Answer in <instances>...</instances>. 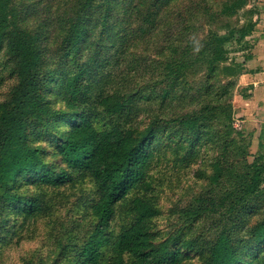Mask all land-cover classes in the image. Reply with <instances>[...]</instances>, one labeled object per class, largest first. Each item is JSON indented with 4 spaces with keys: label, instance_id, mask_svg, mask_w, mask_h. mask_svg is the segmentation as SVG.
<instances>
[{
    "label": "trees",
    "instance_id": "trees-1",
    "mask_svg": "<svg viewBox=\"0 0 264 264\" xmlns=\"http://www.w3.org/2000/svg\"><path fill=\"white\" fill-rule=\"evenodd\" d=\"M174 1L67 0L62 16L55 17L53 0H43L41 5L0 0V53L15 80L8 98L0 102V246L9 243L15 228L22 229L47 210L46 190L75 187L86 179L92 185L79 197L80 220L72 228L63 226L51 255L35 251L23 264H184L198 256L203 264L264 262L261 158L236 175L226 195L207 196L181 211L190 223L223 217L227 222L223 220L213 242L201 246L197 238L185 237L187 225L180 226L183 233L179 229L163 237L153 224L163 212L148 196L153 188L150 167L165 157V148L175 141L173 133L167 132L168 124L189 136L188 146L222 140L221 148L230 152L233 107L229 97L237 84L232 78L236 72L222 65L227 46L248 37L255 27L253 21L230 22L248 0H225L218 12L212 0H198L168 12ZM121 5H128V17L144 18L140 30L167 27L169 38H178L181 48L180 53L175 50L171 63L172 85L189 102L180 115L151 118L145 126L132 128L103 122L130 107L138 96L132 92L96 97V108L91 107L89 90L84 88L91 76L79 64L80 57L89 47L109 48L106 41L115 31ZM32 14L34 21L28 19ZM206 21H221L227 32L208 28L199 39L200 49L191 53ZM98 26L104 40L94 42L92 31ZM129 33L121 31L116 41L121 43L122 61L128 55L129 46L123 44L129 42ZM199 71H204L201 78L188 79L191 72L196 76ZM195 153L193 147L189 161ZM224 155L211 163L212 181L221 177ZM117 217L120 223L115 227Z\"/></svg>",
    "mask_w": 264,
    "mask_h": 264
},
{
    "label": "rangeland",
    "instance_id": "rangeland-1",
    "mask_svg": "<svg viewBox=\"0 0 264 264\" xmlns=\"http://www.w3.org/2000/svg\"><path fill=\"white\" fill-rule=\"evenodd\" d=\"M66 1L53 0V16H62ZM189 2L199 1L175 0L171 3L168 12L172 13L181 6H188L191 4ZM29 3L41 5L43 0H29ZM212 3L213 10L218 12L222 10L225 0H212ZM127 6L121 5L115 31L110 40L106 41L109 48H86L82 52L79 64L89 70L91 76L84 81V88L89 90L87 97L91 100V107L96 108V97L106 94L115 92L138 94L122 114L103 120V122L109 121L110 124L119 123L123 127L132 128L145 126L151 118L176 117L189 107V102H186L172 85L174 75H171V63L176 55L175 50L180 53L181 48L178 38L176 36L169 38L172 34L167 27H163L162 30L158 28L153 31L140 30L138 25L144 18L128 17L125 12ZM132 6L133 4L130 8ZM28 19L34 21L36 17L32 14ZM250 21L255 23L252 34L243 40H234L227 46V60L222 65L230 66L236 72V76L232 78H236L237 84L229 97L233 107V120L228 134L232 144L230 152L221 148L222 140L210 144L201 141L195 146L193 143L188 146L189 136L184 132L177 133V127L168 124L167 132L173 133V137H176L175 141L165 148L164 158L151 164L150 181L153 188L148 196L163 212L153 220V224L163 237L179 229L178 232L183 233L184 229L180 226L187 225L182 235L197 238L201 246L216 240L225 221L223 217L201 218L190 223L186 221L181 211L203 201L207 196L226 195L237 174L243 172L254 160L259 158L264 160V0H248L247 5L235 12L230 20L233 25L247 24ZM206 22L209 23H206L202 31L197 34V41L194 42L191 53L200 49L199 39L207 34L208 28L220 34L227 32V29L222 27L221 21ZM99 28L100 26L92 31L94 42L104 40L102 30ZM119 31L130 32L129 42L123 44L129 46L125 61L119 59L121 43H116ZM195 36L192 34L190 38L194 39ZM105 57H107L106 63ZM68 67L75 71L73 65ZM9 68L6 65L5 55L1 52L0 102L8 98L15 84ZM102 70L104 72L98 75ZM194 74V72L190 73L188 77L190 81L201 78L204 71H199L197 77ZM220 76L227 77L226 74ZM145 95L150 97L146 99L143 97ZM52 102L54 103L55 99ZM102 117L103 115L101 122ZM193 147L196 153L193 155V160L189 161ZM220 154H225L222 158L224 164L221 177L215 182L209 178L213 174L211 163ZM91 187V183L86 179L75 187L68 185L46 190L47 210L26 223L22 229L17 227L13 230L15 234L9 243L0 246V264H23L24 259L35 251L40 256L49 257L51 255L49 252L57 247L56 238L63 226L68 225L72 228L76 224L74 222L80 220L79 210H82L83 206L78 200L82 191H84L83 195H86ZM114 223L115 227L118 226L120 223L118 217L115 218L113 226ZM203 255L205 256L206 253ZM203 262V257L198 256L184 264H203ZM260 264L264 262L261 261Z\"/></svg>",
    "mask_w": 264,
    "mask_h": 264
}]
</instances>
